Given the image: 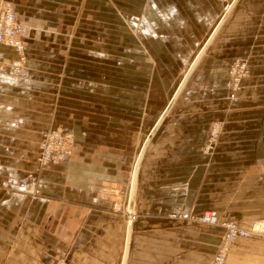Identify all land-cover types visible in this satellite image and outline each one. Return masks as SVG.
Masks as SVG:
<instances>
[{
	"label": "crops",
	"instance_id": "1",
	"mask_svg": "<svg viewBox=\"0 0 264 264\" xmlns=\"http://www.w3.org/2000/svg\"><path fill=\"white\" fill-rule=\"evenodd\" d=\"M4 1L25 37L0 45V264H210L223 232L205 209L264 218V0ZM56 127L73 152L21 192ZM226 264H264V234Z\"/></svg>",
	"mask_w": 264,
	"mask_h": 264
},
{
	"label": "built area",
	"instance_id": "2",
	"mask_svg": "<svg viewBox=\"0 0 264 264\" xmlns=\"http://www.w3.org/2000/svg\"><path fill=\"white\" fill-rule=\"evenodd\" d=\"M229 3L231 0H220ZM25 27L19 23L17 11L12 5L0 0V45L14 47L20 54L24 50ZM5 53L0 48V63L4 60ZM20 71L19 66L14 68ZM231 77L234 82V91L243 86V80L249 74L246 61L239 60L230 67ZM221 125L216 122L211 129L206 131L207 140L204 152L208 155L215 153V144L221 132ZM73 135L61 127L52 128L47 131L40 142L39 155L37 157V168L31 171L18 182V189L26 194L39 195L41 189L38 183V172L40 169L51 163H58L73 151ZM118 211L122 206L116 207ZM201 221L210 226H219L222 229L221 242L214 252L210 264H226L228 256L234 243L240 237H248L251 234H264V218L253 223L251 228L241 227L234 220L222 221L219 214L212 209H205L200 216ZM55 264H73L66 258L56 260Z\"/></svg>",
	"mask_w": 264,
	"mask_h": 264
},
{
	"label": "rangeland",
	"instance_id": "3",
	"mask_svg": "<svg viewBox=\"0 0 264 264\" xmlns=\"http://www.w3.org/2000/svg\"><path fill=\"white\" fill-rule=\"evenodd\" d=\"M248 66V65H247ZM249 69V68H248ZM248 76V75H247ZM245 80V79H244ZM244 80H243V86H244ZM242 86V87H243ZM233 88H234V82H233V80H232V90H233ZM239 90H241V89H239ZM238 90V91H239ZM234 91V90H233ZM234 92H237V91H234ZM216 122H218L220 125H221V132H220V134H219V136L221 135V133L223 132V131H225V126H224V124L223 123H221V122H219V121H215V122H213L210 126H208L207 128H206V130H205V134H206V137H207V133H206V131H208V129H211V127L213 126V124L214 123H216ZM43 138V137H42ZM219 138V137H218ZM207 140V139H206ZM40 150V149H39ZM73 152V151H72ZM209 156H211V155H209ZM118 206H122V210H120L119 212H124L125 211V208H124V206L123 205H118ZM117 206V207H118ZM117 210V209H116ZM118 211V210H117ZM214 254V253H213Z\"/></svg>",
	"mask_w": 264,
	"mask_h": 264
},
{
	"label": "water",
	"instance_id": "4",
	"mask_svg": "<svg viewBox=\"0 0 264 264\" xmlns=\"http://www.w3.org/2000/svg\"><path fill=\"white\" fill-rule=\"evenodd\" d=\"M236 1H237V0H234L233 3H232V5H233Z\"/></svg>",
	"mask_w": 264,
	"mask_h": 264
}]
</instances>
